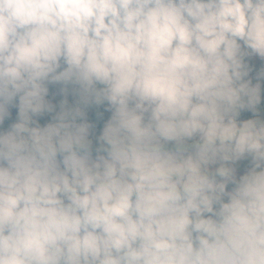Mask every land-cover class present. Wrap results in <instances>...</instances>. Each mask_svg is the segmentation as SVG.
Segmentation results:
<instances>
[{
	"label": "clouds",
	"instance_id": "9594fccd",
	"mask_svg": "<svg viewBox=\"0 0 264 264\" xmlns=\"http://www.w3.org/2000/svg\"><path fill=\"white\" fill-rule=\"evenodd\" d=\"M0 264H264V0H0Z\"/></svg>",
	"mask_w": 264,
	"mask_h": 264
}]
</instances>
